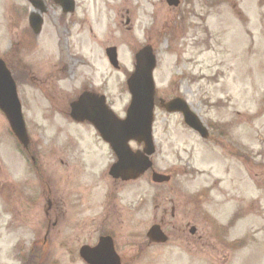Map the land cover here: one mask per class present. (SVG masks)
<instances>
[{
  "label": "rangeland",
  "instance_id": "1",
  "mask_svg": "<svg viewBox=\"0 0 264 264\" xmlns=\"http://www.w3.org/2000/svg\"><path fill=\"white\" fill-rule=\"evenodd\" d=\"M214 1L199 2L202 22L193 43L192 36H187L192 32L184 26L175 28L163 21L174 20L171 12L165 16L160 12L157 27L163 25L164 31L158 33L150 31L148 14L134 15L136 2L149 10L150 0H75V11L65 20H58L49 11L37 36L28 29L31 8L27 0H0V58L7 56L9 65L16 68L14 72L28 65L32 72L52 73L54 77L48 83L62 106L91 86L106 96L117 115H122L130 99L126 80L134 70V55L153 42L157 60L153 73L157 103L153 169L177 173L190 163L196 172L206 174L197 175L199 183L218 173L215 161L203 155L208 151L197 137L185 133L181 117L167 114L158 106V100L174 96L185 99L205 125L229 127L239 141L248 143L251 156L257 151L258 137L264 139V0ZM47 5L50 10L49 2ZM110 46L117 49L119 69H114L106 58L105 49ZM21 87L26 89L22 96L29 102L23 110L27 132L41 146L42 165L48 173L55 167L59 187L74 196L68 198L69 203L72 198V207L66 219L68 225L60 227V234L47 233L42 225L35 230L37 243L32 245V236L26 238L20 256L23 254L27 264H84L78 257L81 244L89 245L98 234L111 232L123 264H164L167 247L148 245L145 237L151 211L148 204H143L146 194L161 190L153 186L151 172L121 186L117 192L120 207L109 202L104 205V196L112 189L104 176L113 162L108 147L86 123L76 125L67 117L43 113L50 103L33 84ZM8 131L0 112V163L7 160ZM237 166L233 165L234 184L241 177ZM252 193L257 194L254 190ZM112 194H116L113 189ZM141 200V206L134 208ZM252 216L261 217L259 211ZM43 217L42 212V221ZM1 222L0 214V264H9L17 252L11 242L22 233L6 231ZM242 226L237 228L239 233ZM31 232L25 229L24 235ZM246 242L245 251L239 250L217 264H264V229L249 226ZM170 264L212 263L183 260Z\"/></svg>",
  "mask_w": 264,
  "mask_h": 264
},
{
  "label": "flooded vegetation",
  "instance_id": "2",
  "mask_svg": "<svg viewBox=\"0 0 264 264\" xmlns=\"http://www.w3.org/2000/svg\"><path fill=\"white\" fill-rule=\"evenodd\" d=\"M42 1L44 2V13L42 14L44 22H46V15L49 11L58 20H65V17L72 14L76 8L74 0L75 8H71L72 12L63 14L62 3L65 0ZM200 1L150 0L151 9L149 8V10L143 9L141 4L136 2L138 8L135 9L134 15L136 16L139 12L148 14L151 20L150 31L157 30L156 33H158L160 29L164 31L163 25L157 27L160 12L163 16L171 12V17L174 20L165 18L163 21L175 28L184 26L186 31L192 32L187 36L191 35L193 43H195L202 22L201 7L198 10ZM204 1H210L211 4L215 2L214 0ZM48 2L50 10H48ZM64 6L67 7V4ZM126 13L129 14L128 11ZM126 22H130L129 17L126 18ZM188 23L191 24L187 26ZM150 45H153L154 49L156 48L153 42ZM4 62L9 70L12 69L10 71L13 74L22 110H24V104H29V102L22 96L25 95L26 89L21 86L27 87L33 84L39 93L44 94L43 100L50 103L43 113H48L51 116L61 115L67 117L72 124L84 126L71 119V104L84 92L93 95L94 98L101 97V93L90 86V88H84L78 97H75L76 99L74 98L69 102L66 100V105L62 106L55 99L58 97L57 92L48 83L54 77L52 73L43 75L32 72L30 66L26 64V67L20 71L14 72L15 69L9 65L7 56L4 58ZM21 79L24 80L21 81ZM86 124L88 125L87 128L92 129L95 133L93 127L88 123ZM205 127L207 128V137L202 141V144L205 145L208 152L203 153V155L215 161V169L218 173L211 175L209 180L204 179L198 183L196 181L197 175L206 174L200 171L196 172L197 169L194 166L185 163L182 166L183 169L182 167L179 168L177 173L171 171L162 173V183H154L151 180L153 186L159 187L157 189L161 190L150 191L146 194V200L143 203L148 204L151 209L149 227L145 236L147 244L167 247V253L163 255L164 264L182 262L183 260L190 262L203 260L217 264L218 260L225 261L227 257H232L233 253H238L239 250L242 253L247 249L249 243L246 242V239L249 226L264 229V139L258 137L257 151L251 156L249 144L242 140L239 141L229 127L211 124L205 125ZM184 129L186 134L197 137L201 141L199 135H196L191 129L185 126ZM11 137L14 142H10V148L6 153L7 160L0 163L1 224L6 231L13 229L22 233L20 237H16L11 242V246L14 245L17 252L15 255L11 252L15 259L11 257L9 264L12 262L14 264H27L23 254L20 256L21 246L25 245V239L32 236V245L36 244L35 230L41 229L42 225L46 226L47 233L55 231L56 236H58L61 232L60 227L68 225L66 219L72 207V198L70 203L68 198L74 196V193L59 187L55 167H52L48 173V170L42 165L41 146L38 142L32 141L29 136V141L22 144L17 142L13 135ZM97 137L99 138L98 135ZM100 142L103 146H107L102 140ZM130 144L134 145V151L142 150V143L130 142ZM111 157L113 162L110 163L109 168L116 161L112 153ZM234 164L238 165V170L241 169V177L235 184L233 179ZM151 171L152 179L156 172L153 169ZM104 176L109 179L113 191H116V194L113 195L111 187L109 188L111 189L110 192L103 199L104 205L109 202L113 206L120 207L121 199L118 190L123 184L133 181L123 182L120 179H112L106 170ZM253 190L257 192L256 195L252 193ZM235 193L237 195L234 198ZM142 202L141 200L134 208H139ZM254 211H259L261 217L252 216L251 219L250 216ZM42 212L44 213L43 221ZM85 218V222L88 223V218ZM240 222L243 223L240 224ZM78 226L76 225V227ZM239 226H242L240 233L237 230ZM154 227L156 230L149 237L148 234ZM25 229H32L33 233L24 235ZM104 236L113 239L114 248L121 264H123V259L117 250L115 234L111 232L100 233L95 241L89 245H95ZM157 240L160 242H156ZM68 242L71 245V239ZM18 245L20 247L17 248ZM81 245L88 244L82 243Z\"/></svg>",
  "mask_w": 264,
  "mask_h": 264
},
{
  "label": "water",
  "instance_id": "3",
  "mask_svg": "<svg viewBox=\"0 0 264 264\" xmlns=\"http://www.w3.org/2000/svg\"><path fill=\"white\" fill-rule=\"evenodd\" d=\"M30 24L35 34L39 33L41 20L39 16H32ZM110 63L116 67V50L109 48L106 51ZM134 73L127 81L131 102L126 118L119 120L105 106L104 97H91L83 94L72 105V117L75 120L91 122L102 139L107 142L117 157L110 175L124 181L136 179L151 166L148 157L153 153L152 122L154 107V84L152 73L155 68V57L149 47L140 50L136 56ZM167 112H179L185 123L201 135L204 128L197 117L189 111L188 106L180 99H175L165 105ZM0 110L5 114L12 131L23 140L25 138L24 123L20 112V105L16 96L13 80L0 60ZM144 144L143 153H132L128 147L129 141ZM154 180L160 182L162 177L155 176ZM153 228L151 233H154ZM80 256L88 264H119L112 245L108 239H103L94 249L82 248Z\"/></svg>",
  "mask_w": 264,
  "mask_h": 264
}]
</instances>
